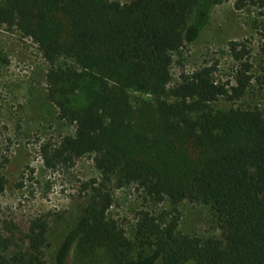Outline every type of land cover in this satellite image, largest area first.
Masks as SVG:
<instances>
[{"label":"trees","instance_id":"obj_1","mask_svg":"<svg viewBox=\"0 0 264 264\" xmlns=\"http://www.w3.org/2000/svg\"><path fill=\"white\" fill-rule=\"evenodd\" d=\"M225 1L0 0V25L37 46L48 66L46 97L73 127L41 147L45 167L90 156L100 174L83 185L90 195L52 264L99 249L113 264H264V111L215 107L221 98L236 104L253 81L264 85V29L258 76L245 43L230 41L232 80H218L214 64L172 83L174 56ZM249 1L264 7V0ZM130 91L152 99L133 105ZM129 185L155 203L209 205L221 238L183 235L176 222L160 227L145 213L134 239L127 238L107 212L112 189ZM4 186L0 177V193ZM47 232L45 220H33L27 247L10 252L13 229L0 225V264H49Z\"/></svg>","mask_w":264,"mask_h":264},{"label":"rangeland","instance_id":"obj_2","mask_svg":"<svg viewBox=\"0 0 264 264\" xmlns=\"http://www.w3.org/2000/svg\"><path fill=\"white\" fill-rule=\"evenodd\" d=\"M261 29H264V7L260 8L259 4L226 0L214 6L198 39L174 56L172 83L178 81L182 72L191 73L214 64L218 80H232L236 63L228 50L230 41L245 43L252 63L251 74L258 76V31ZM63 62L60 60V64ZM47 68L29 38L0 25V177L5 179L0 193V225H10L13 229L17 246L9 251L15 252L27 247L25 237L30 223L37 218L45 220L48 232L44 253L52 264L59 241L75 223L90 195L83 185L91 179L99 180L100 174L90 156L79 158L70 166L59 165L54 170L45 167L41 147L53 146L60 137L73 133V127L58 119L55 107L46 97ZM129 95L133 105L139 99H152L151 95L140 92L130 91ZM215 107H257L264 111V85L258 86L253 81L236 104L221 98ZM111 195L113 202L107 216L131 240L144 213L160 227L176 222L175 231L183 235L221 238L217 218L209 205L189 201L173 205L167 200L155 203L135 185L113 188ZM67 264L113 263L99 249L85 259L70 257Z\"/></svg>","mask_w":264,"mask_h":264}]
</instances>
